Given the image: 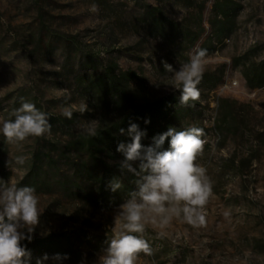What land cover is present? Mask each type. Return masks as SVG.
<instances>
[{
  "label": "rangeland",
  "instance_id": "374dc122",
  "mask_svg": "<svg viewBox=\"0 0 264 264\" xmlns=\"http://www.w3.org/2000/svg\"><path fill=\"white\" fill-rule=\"evenodd\" d=\"M234 1L239 8L225 22L215 17L213 0H0V125L14 119L22 102L49 116L43 136L9 142L0 135V182L32 187L39 200L34 239L24 242L33 264L45 253L68 254L64 264H95L126 200L110 209L94 205L79 172L91 161L120 156L68 148L73 135L117 116L101 85L92 94L85 90L107 65L135 72L128 90L140 97L177 99L172 125L203 129L195 163L211 182L205 223L173 218L163 229L146 224L143 237L152 253H139L136 264H264V87H247L240 72L242 63L264 58V0ZM145 5L161 7L193 31L201 14L204 32L190 48L177 35L156 37L141 20ZM210 21L232 23L228 36L218 37ZM207 37L214 51L204 59L200 96L183 105L164 65L179 70ZM17 156L23 165L15 164Z\"/></svg>",
  "mask_w": 264,
  "mask_h": 264
},
{
  "label": "clouds",
  "instance_id": "9594fccd",
  "mask_svg": "<svg viewBox=\"0 0 264 264\" xmlns=\"http://www.w3.org/2000/svg\"><path fill=\"white\" fill-rule=\"evenodd\" d=\"M206 55L207 49H196L179 70L165 63L166 71L172 73L173 88L180 92L179 103L188 105L189 101L198 100L197 86L203 76ZM86 110L87 104L81 103L79 111ZM13 115L14 119H6L0 125V135L9 142L40 137L50 129L48 114L33 103L22 102ZM63 115L71 119L73 112L65 109ZM150 122L144 119L146 125ZM87 132L96 135L94 128H88ZM119 133L128 137L116 149L123 157L121 168L138 179L136 189L119 205L111 235L95 264H136L139 253L151 255L152 248L143 237L148 223L163 229L173 218H180L193 226L203 225L204 206L212 190L206 169L195 163L205 143L203 129L190 126L178 130L169 126L147 146L141 142L147 132L137 123H129L127 129L120 128ZM166 141L169 146L164 149ZM14 162L23 165L24 158L17 156ZM121 188L118 180L110 185L113 192ZM38 205L32 187L0 182V264H33L32 253L24 242L34 239L42 214ZM68 259V254L45 253L35 258V264H64Z\"/></svg>",
  "mask_w": 264,
  "mask_h": 264
},
{
  "label": "trees",
  "instance_id": "16d2710c",
  "mask_svg": "<svg viewBox=\"0 0 264 264\" xmlns=\"http://www.w3.org/2000/svg\"><path fill=\"white\" fill-rule=\"evenodd\" d=\"M184 2L185 0H175ZM239 8V4L234 0H213L212 9L215 17L224 18L225 22H230ZM141 20L148 30L156 37L166 38L177 35L182 39L188 48L193 47L198 41L200 35L204 32L201 27V14H199V30L193 31L185 22H179L169 18L163 12L161 7L145 5L141 13ZM209 25L218 37H226L229 34L232 23H215L210 21ZM199 48L207 49V54L214 51V46L210 37L204 39ZM247 87H264V58L258 62H244L240 69ZM137 79L133 71L119 70L117 65H107L105 70L98 73L85 87L92 94L93 87L98 83L101 85L102 97L106 95L113 98V106L116 111V117L100 122L94 129L96 135L91 136L88 132H79L73 135L69 141L70 151L89 152L91 155L107 152V157L116 158L120 156L119 161H102L100 164L91 161L88 165L81 166L79 172L83 174L86 182L85 198L94 205L101 208L110 209L127 199L129 194L136 189V180L138 179L126 169L121 168L122 155L116 151L120 142H125L128 137L119 133L120 128L127 129L129 123H137L141 130H146L147 135L142 138V144L150 145L152 138L162 134L179 114L178 109H174L177 99L173 97H159L147 99L140 97L138 93L128 90L131 82ZM214 81L210 87H215ZM225 101V100H222ZM223 122L226 117L223 115ZM144 119H150V124H145ZM178 130H183L177 127ZM168 141L165 142L164 149L168 148ZM80 176V175H79ZM78 175L74 180H78ZM114 180L122 184V188L113 192L110 185ZM52 244V245H51ZM60 243L50 242V246Z\"/></svg>",
  "mask_w": 264,
  "mask_h": 264
}]
</instances>
